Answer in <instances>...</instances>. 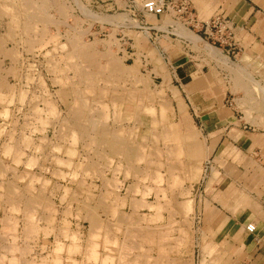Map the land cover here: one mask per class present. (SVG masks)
I'll return each instance as SVG.
<instances>
[{
	"label": "rangeland",
	"instance_id": "obj_1",
	"mask_svg": "<svg viewBox=\"0 0 264 264\" xmlns=\"http://www.w3.org/2000/svg\"><path fill=\"white\" fill-rule=\"evenodd\" d=\"M128 4L0 0V264H264V229L211 222L260 214L264 44Z\"/></svg>",
	"mask_w": 264,
	"mask_h": 264
},
{
	"label": "crops",
	"instance_id": "obj_2",
	"mask_svg": "<svg viewBox=\"0 0 264 264\" xmlns=\"http://www.w3.org/2000/svg\"><path fill=\"white\" fill-rule=\"evenodd\" d=\"M125 1L128 3L130 2V0H125ZM189 1L191 7L195 11L198 18V24L195 25V28H193L194 30L196 31L202 30L203 33H205V31L203 30L204 22L210 20L215 15L220 14L221 16L227 18L230 23H232L234 35L233 37H231V40H233L231 44H236L238 42L237 39L235 38L236 35H241V39H242L241 42L243 40L246 41V43H248V46L252 44L251 38L256 39V41H259L257 45L260 46V48L263 46L264 12L260 8H258V3L262 4L260 0H189ZM112 3L114 5V2H105L104 5L107 6L108 4H112ZM155 17H161V16H155ZM147 27L151 29L152 28L156 29V27L151 23H149ZM232 48L234 47H230L229 49H227V51H229ZM171 56L173 57V53L171 54ZM178 74H180L181 78H185L188 77L191 74V72L182 68L181 69L178 68ZM198 82H199L198 78L193 77L192 82L184 84L185 90H187L188 92L192 91V89L198 84ZM218 118L219 115L217 116V119ZM215 127L217 126L215 125ZM197 150L198 147L196 149H193L192 155L198 158L201 157L203 153ZM189 153L191 154V151H189ZM256 172L257 171H255V169L252 170L250 179L248 180L249 181L251 180L255 186L261 188L262 194L260 195L262 197L261 196L260 197L262 198V200L260 201V214L257 216L256 214L250 213L249 216L245 217L243 220H241L240 218H237L236 220L235 218L236 216L234 217V214L233 215L225 214L229 218L228 221H225L224 216L221 215H220V219H217V221L216 219L212 218L214 220L211 221L212 223L216 224L218 222V224L220 225L222 230V235H221L222 239L223 237L224 239H227V243H229V241L236 243L238 240H240L241 237L248 234L245 231V225L248 222L256 221L257 223L256 227H258L257 230L259 229V231H261L264 229V174L262 175V173H256ZM224 201L226 203L227 208L231 209V200L226 198L224 199ZM263 237L264 234L262 235L261 238ZM251 242L250 243L248 242L247 246L251 245Z\"/></svg>",
	"mask_w": 264,
	"mask_h": 264
},
{
	"label": "built area",
	"instance_id": "obj_3",
	"mask_svg": "<svg viewBox=\"0 0 264 264\" xmlns=\"http://www.w3.org/2000/svg\"><path fill=\"white\" fill-rule=\"evenodd\" d=\"M129 10L139 9L143 15L164 16L172 15L174 19L182 22L188 29L195 28L198 24V18L191 7L189 0H142L140 5L135 0H130ZM203 30L207 35L214 37L222 42L231 44L233 40L232 23L220 14L215 15L210 20L205 21ZM226 40V41H225ZM245 231L248 234H255L257 231L256 224L251 221L245 225Z\"/></svg>",
	"mask_w": 264,
	"mask_h": 264
},
{
	"label": "bare ground",
	"instance_id": "obj_4",
	"mask_svg": "<svg viewBox=\"0 0 264 264\" xmlns=\"http://www.w3.org/2000/svg\"><path fill=\"white\" fill-rule=\"evenodd\" d=\"M135 1H136V0H135ZM27 2H28V1H27ZM136 2H137V1H136ZM141 2H142V0H141ZM141 2H140V3H141ZM140 3L137 2L138 5H140ZM34 4H35V3H34ZM189 30H190V29H189ZM193 33H194L195 35L198 36V39H196V40L199 41V42H202V43H203V44H202V43L199 44V46L202 45L201 48H203V49H205L206 51H208L212 56H213V55H216V56L222 58L223 55H222L219 51H217L216 48L214 49V48L211 47V46H213V45H211L210 43H208L207 41H205L202 37H200L198 34H196L195 31H193ZM193 33H192V34H193ZM188 34H189V33H188ZM190 35H191V34H190ZM195 35H193V36L191 35V36L195 39V38L197 37V36H195ZM191 36H190V37H191ZM188 37H189V36H188ZM192 37H191V38H192ZM192 40H193V39H192ZM74 41L77 42V40H74ZM78 41H79V40H78ZM194 42H196V41H194ZM73 43H74V42H73ZM197 43H198V42H197ZM206 43L210 44V45H211V46H210L211 48H210L209 46H206V45H207ZM75 44H76V43H75ZM77 44H80V43L77 42ZM195 44H196V43H195ZM197 45H198V44H197ZM197 45H196V46H197ZM208 47H209V48H208ZM213 47H214V46H213ZM105 52H106V51H105ZM110 52H111V51H110ZM88 53H89V52H88ZM91 53H92V52H91ZM78 54H79V53H78ZM84 54H86V53H84ZM75 55H76V54H75ZM103 55H106V56H107V54H103ZM108 56H109V55H108ZM218 57H217V58H218ZM223 57H224V56H223ZM214 58H215V57H214ZM224 58H225V57H224ZM112 60H114V58H113ZM116 61H117V60H116ZM88 62H89V61H88ZM99 66H100V65H99ZM80 67H81V66H80ZM82 68H83V67H82ZM125 69H126V68H125ZM127 71H128V70H127ZM80 90H81V89H80ZM81 96H82V95H81ZM144 96H145V95H144ZM79 97H80V96H79ZM80 98H81V97H80ZM113 101H114V100H113ZM75 104H76V103H75ZM83 104H84V103H83ZM112 104H113V103H112ZM34 110H35V109H34ZM51 110H52V109H51ZM119 116H120V115H119ZM169 124H170V123H169ZM122 128H123V127H122ZM119 132H120V130H119ZM164 134H165V133H164ZM116 137H117V136H116ZM163 139H164V138H163ZM99 141H100V140H99ZM111 141H112V140H111ZM113 141H114V140H113ZM110 144H111V143H110ZM112 144H113V143H112ZM178 144H179V143H177V145H178ZM106 145H107V144H106ZM115 145H116V144H113V147H114ZM138 146H139V145H138ZM113 147H112V148H113ZM178 147H179V145H178ZM114 148H115V147H114ZM168 149H169V148H168ZM171 149H172V147H171ZM142 150H143V149H142ZM163 150H164V149H163ZM178 150H179V149H178ZM178 150H176V151L174 150V153L177 152ZM164 151H165V150H164ZM197 151H198V150H197ZM98 152H99V151H98ZM126 152H127V153H126L127 156H130V155H131V152H129V151H126ZM170 152H171V151H170ZM15 154L18 155L17 153H15ZM93 154H94V153H93ZM97 154H98V153H96V154H94V155H97ZM168 154H169V153H168ZM168 154H167V155H168ZM177 154H179V152H177ZM177 154L175 153L174 155H177ZM16 155H15V157H16ZM117 155H118V154H117ZM97 156H98V155H97ZM97 156H96V157H97ZM104 156H105V155H104ZM98 157H99V156H98ZM99 158H100V157H99ZM138 158H139V157H138ZM141 158H142V157H141ZM13 159H15V158H13ZM106 159H107V158H106ZM108 159H109V158H108ZM110 159H111V158H110ZM18 160H19V159H18ZM14 161H17V160L15 159ZM148 161H149V160H148ZM11 162H12V161H11ZM138 162H139V161H138ZM14 163H15V162H14ZM171 163H172V162H171ZM107 168H108V167H107ZM170 168H171V167H170ZM171 169H172V168H171ZM157 172H158V171H157ZM167 173H168V172H167ZM0 174H1V173H0ZM3 174H4V173H3ZM126 174H127V173H126ZM1 175H2V174H1ZM123 176H124V175H123ZM158 177H159V174H158ZM160 177H161V176H160ZM160 177H159V180L161 181V178H160ZM171 177H172V176H171ZM149 178H150V177H149ZM109 179H110V178H109ZM150 179H151V178H150ZM142 180H143V179H142ZM159 180H158V181H159ZM165 180H166V179H165ZM160 181H159V182H160ZM153 182H154V181H153ZM1 183H2V182H1ZM4 183H5V182H4ZM153 184H154V183H153ZM27 187H28V186H27ZM29 187H30V185H29ZM168 187H169V186H168ZM135 188H136V187H135ZM0 189H1V188H0ZM29 189H30V188H29ZM157 190H158V189H157ZM160 190H161V189H160ZM15 191H16V189H15ZM26 191H27V190H26ZM33 191H34V190H33ZM158 191H159V190H158ZM27 192H28V191H27ZM155 193H157V192H155ZM161 193H162V192H161ZM1 194H2V193H1ZM143 194H144V192H143ZM5 195H6V194H5ZM163 195H164V194H163ZM8 196H9V195H8ZM17 197H18V196H17ZM164 198H165V197H164ZM11 199H12V197H11ZM157 199H158V198H157ZM20 201H21V200H20ZM24 201H25V200H24ZM49 201H50V200H49ZM134 201H135V200H134ZM180 201H181V200H180ZM182 201H183V200H182ZM145 202H146V201H145ZM184 202H185V201H184ZM48 203H50V202H48ZM136 203H137V202H136ZM136 203H135V204H136ZM157 203H158V202H157ZM33 204H34V203H33ZM186 204H187L186 206L183 204V205L185 206V209L188 207V202H187ZM0 205H1V204H0ZM7 205H8V204H7ZM15 205H16V204H15ZM140 205H142V204H140ZM148 205H149V204H148ZM183 205H182V206H183ZM8 206H9V205H8ZM36 206H37V205H35V207H36ZM132 206H133V205H132ZM152 206H153V205H152ZM152 206H151V207H152ZM10 207H13V206L10 205ZM17 207H18V206H17ZM44 207H45V206H44ZM137 207H138V206H137ZM137 207H136V208H137ZM169 207H170V206H169ZM29 208H30V207H29ZM47 208H48V207H47ZM2 209H3V207H2ZM11 209H12V208H11ZM30 209H31V208H30ZM155 209H156V208H155ZM165 209H166V208H165ZM34 210H35V209H34ZM34 210H33V211H34ZM25 212H26V211H25ZM135 212H136V211H135ZM26 213H27V212H26ZM32 213H33V212H32ZM153 213H155V212H153ZM122 214H124V213H122ZM122 214H121V215H122ZM156 214H157V216H158V213H156ZM4 215H5V214H4ZM90 216H91V215H90ZM122 216L125 217L124 215H122ZM141 216H142V215H141ZM141 216H140V218H141ZM150 216H151V214H150ZM153 216H154V215H153ZM170 216H172V215H170ZM99 217H100V216H99ZM138 217H139V216H138ZM142 217H143V216H142ZM1 218H2V217H1ZM143 218H144V217H143ZM2 219H3V218H2ZM7 219H8V218H7ZM90 219H91V218H90ZM127 219H128V218H127ZM131 219H132V218H131ZM131 219H130V220H131ZM158 219H159V217H158ZM4 220H5V219H4ZM4 220H3V221H4ZM167 220H168V219H167ZM170 220H172V219H170ZM5 221H6V220H5ZM91 221H94V220L91 219ZM7 222H8V221H7ZM7 222H6V224H7ZM128 222H129V221H128ZM139 222H140V221H139ZM145 222H146V221H145ZM172 222H175V221L172 220ZM10 223H11V221H10ZM175 223H176V222H175ZM99 224H100V223H99ZM139 224H140V223H139ZM167 224H168V223H167ZM125 225H126V224H125ZM128 225H130V224H128ZM140 225H141V224H140ZM145 225H146V224H145ZM100 226H101V225H100ZM138 226H139V225H138ZM154 226H155V225H154ZM5 227H6V226H5ZM92 227H93V226H92ZM94 227H95V226H94ZM98 227H99V226H98ZM147 227H149V226H146V228H147ZM156 227H157V226H156ZM13 228H14V227H13ZM104 228H105V227H104ZM141 228H145V227L142 226ZM141 228H140V229H141ZM146 228H145V229H146ZM181 228H182V227H181ZM96 229H97V228H96ZM96 229H95V230H96ZM129 229H130V228H129ZM145 229H144V230L142 229V230L147 232V229H148V228H147L146 230H145ZM149 229H152L151 231L153 232V229H155V228H153V227L150 228V227H149ZM149 229H148V231H149ZM168 229H169V228H168ZM98 230H99V229H98ZM159 230H160V229H159ZM164 230H165V229H164ZM96 231H97V230H96ZM106 231H107V230H106ZM139 231H140V230H139ZM143 231H142V232H143ZM151 231H149V232H151ZM160 231H161V230H160ZM107 232H108V231H107ZM107 232H106V233H107ZM140 232H141V231H140ZM140 232H139V233H140ZM5 233H6V232H5ZM95 233H96V235H95ZM95 233H94V234H91L90 237H95V238H96V237L98 236V235H97L98 233H97V232H95ZM106 233H105V235L107 236ZM123 233H124V232H123ZM125 233H127V232H125ZM128 233H129V232H128ZM133 233H134V232H133ZM133 233H132V234H133ZM154 233H155V231H154ZM177 233H178V232H177ZM147 234H148V233H147ZM136 235H137V234H136ZM140 235H141V237H142V234H140ZM153 235H154V234H153ZM88 236H89V235H88ZM103 236H104V235H103ZM143 236H145V238H146V237H148L149 235L146 236L145 234H143ZM157 236H158V235H157ZM157 236H156V237H157ZM163 236H164V235H162V240H163ZM126 237H128V236H126ZM133 237H134V236H133ZM133 237H132V238H133ZM151 237H152V235H151ZM160 237H161V234H160ZM130 238H131V237H130ZM149 238H150V237H149ZM149 238H146V239L149 240ZM153 238H154V237H153ZM168 238H169V237H168ZM176 238H177V237H176ZM140 239H141V238H140ZM142 239H143V237H142ZM146 239H145V240H146ZM158 239H161V238L158 237L157 240H158ZM169 239H170V238H169ZM132 240H134V239H132ZM151 240H152V239H151ZM151 240H150V241H151ZM162 240H161V241H162ZM167 240H168V239H167ZM141 241H143V240H141ZM141 241H140V242H141ZM150 241H149V243H150ZM130 243H131V242H130ZM141 243H142V242H141ZM144 243L146 244L147 242H144ZM123 244H125V243H123ZM132 244H133V243H132ZM93 245H94V246H97L98 244L96 245L95 242H93L92 247H93ZM139 245H140V243H139ZM141 245H142V244H141ZM156 245L159 247V244H156ZM87 246H89V245H87ZM87 246H86V247H87ZM130 246H131V245H130ZM130 246L128 245V246H126V247H130ZM160 246H161V244H160ZM175 246H176V245H175ZM12 247H13V246H12ZM92 247L89 248V249H91L90 251H93V250H94V249H92ZM137 247H139V246H137ZM141 247H142V246H141ZM87 248H88V247H87ZM123 248H124V250H125V246H124ZM130 248H131V247H130ZM160 248H161V247H160ZM131 249H132V248H131ZM157 249H159V248H157ZM121 250H123V249H121ZM124 250H123V251H124ZM164 250H165V249H163V251H164ZM87 251H88V250H87ZM90 251H89V253H90ZM147 251H148V250H147ZM161 251H162V250H161ZM89 253H88V254H89ZM91 253H94V254H91V256H92L91 258H93V255L96 257V254H97L96 251H93V252H91ZM123 253H124V252H123ZM127 253H128V252H127ZM159 253H160V252H159ZM161 253H162V252H161ZM104 254H106V253H104ZM132 254H133V252H132ZM89 255H90V254H89ZM89 255H88V257H89ZM81 256H82V255H81ZM106 256H107V255L104 256L105 258H104V257L101 258V263H102V264H103V262H104V263L107 262V261H105V259L107 258ZM119 256H121V255H119ZM119 256H118V258L120 259V261H121V259L123 260V256H122L121 258H120ZM125 256H127V255L125 254L124 257H125ZM136 256H137V255H136ZM85 257H86V256H85ZM88 257H87V259H88ZM134 257H135V256H134ZM142 257H143V256H142ZM150 257H151V256H150ZM89 258H90V257H89ZM118 258H117L116 261L119 260ZM125 258H126V257H125ZM132 258H133V257H132ZM136 258H137V257H136ZM144 258H145V257H143V259H144ZM94 259H96V258H94ZM108 260H109V263H110V259H108ZM144 260L146 261V258H145ZM120 261H119V262H120ZM125 261H126V260H125ZM130 261H131V260H130ZM111 262H112V261H111ZM121 262H122V261H121ZM123 262H124V261H123ZM123 262H122V263H123ZM128 262H129V261H128ZM132 262H136V261H132ZM155 262H156V261H155ZM59 263H60V262H59ZM79 263H80V261H79ZM107 263H108V262H107ZM109 263H108V264H109ZM122 263H121V264H122ZM124 263H125V262H124ZM70 264H75V263H70ZM105 264H106V263H105ZM128 264H129V263H128ZM130 264H131V263H130ZM138 264H139V263H138ZM143 264H144V263H143ZM148 264H149V263H148ZM152 264H153V263H152ZM154 264H155V263H154Z\"/></svg>",
	"mask_w": 264,
	"mask_h": 264
}]
</instances>
